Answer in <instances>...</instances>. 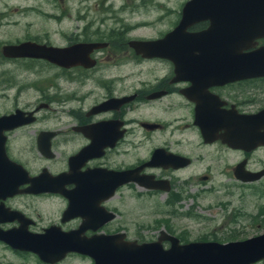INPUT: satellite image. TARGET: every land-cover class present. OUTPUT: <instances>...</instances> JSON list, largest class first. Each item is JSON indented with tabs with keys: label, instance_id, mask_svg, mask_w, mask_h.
Returning a JSON list of instances; mask_svg holds the SVG:
<instances>
[{
	"label": "flooded vegetation",
	"instance_id": "obj_1",
	"mask_svg": "<svg viewBox=\"0 0 264 264\" xmlns=\"http://www.w3.org/2000/svg\"><path fill=\"white\" fill-rule=\"evenodd\" d=\"M187 1L172 7L162 0H64L47 17L50 31L33 33L28 23L22 37L0 40V99L10 102L0 118L16 114L21 120L0 130V181L17 183L12 194L0 191L4 237L61 247L105 235L148 243L161 232L180 244L239 241L212 234L191 239L174 222L201 219L196 208L206 191L241 199L264 182V173L244 178L264 171V144L227 141L264 110V76L232 78L233 53L264 47V35L233 52L232 35L224 25L217 30L211 9H204L165 39ZM140 15L148 20L133 19ZM162 20L166 30L138 34ZM26 42L49 48L48 56L5 54L4 46ZM138 42L151 44L141 49ZM149 200L151 212L165 217L140 222L133 236L137 204L145 208ZM216 203L230 206L223 230L247 214L231 201ZM152 230L157 234L148 236ZM161 242L171 245L167 237ZM0 245L16 257L0 264H94L78 251L46 262L5 240Z\"/></svg>",
	"mask_w": 264,
	"mask_h": 264
},
{
	"label": "water",
	"instance_id": "obj_2",
	"mask_svg": "<svg viewBox=\"0 0 264 264\" xmlns=\"http://www.w3.org/2000/svg\"><path fill=\"white\" fill-rule=\"evenodd\" d=\"M206 3H210V5ZM204 9H211L208 15L212 23L217 25V30L220 29L219 26L224 25L229 33L227 35H232L233 52L237 48L251 46L256 38L264 35V0H188L181 21L165 36V39L179 35L188 24L193 22L195 11L200 12ZM149 44L151 43L138 42L136 46L144 49ZM3 48L5 54L9 56L34 54L48 56L49 51V48L30 42L7 45ZM28 48L32 50L28 51ZM233 66V79L264 76V47L257 48L247 54L234 52ZM263 117L264 110L252 117L255 120L254 124H251V118H249L245 121V124L248 125H244L240 133H230L227 141L236 146H246L248 143L251 145L264 144V131L259 130L260 127L264 128V124L259 123ZM20 122L21 120L16 114L1 117L0 130L12 128ZM241 138L242 140H240ZM9 163L11 167L12 164L10 161ZM9 170L11 169L9 168ZM263 173L264 171L256 172L244 178L247 180L257 179ZM12 181L10 179L0 181V191L4 194L15 192L17 183ZM149 186L155 185L151 183ZM163 235L164 233L161 232V236L156 241L148 243L126 240L118 242L116 239L119 236L105 235L100 238L83 240L84 242L76 245L61 247L32 242L29 245H18L11 238L4 237L0 231V239L9 242L15 248L33 251L46 262H55L61 259L67 251H78L89 255L94 260V264H254L256 262L264 264V232L227 243L212 241L180 244L177 238L168 235L166 237L171 240V245L167 248L161 242L163 238H166Z\"/></svg>",
	"mask_w": 264,
	"mask_h": 264
},
{
	"label": "rangeland",
	"instance_id": "obj_3",
	"mask_svg": "<svg viewBox=\"0 0 264 264\" xmlns=\"http://www.w3.org/2000/svg\"><path fill=\"white\" fill-rule=\"evenodd\" d=\"M62 3H61V2ZM117 5L123 3V0H115ZM138 1V0H136ZM168 1V5L176 7L177 2L183 0H162ZM170 2V3H169ZM64 5V0H0V16H4L0 20V40H10L16 37H22L28 30L26 25L30 23L33 27L32 32L37 31H50L51 24L47 18L50 14L57 13L58 7ZM133 19L148 20V17L138 16ZM167 23L162 20L153 25L145 26L138 29L137 32L142 36H154L160 33L159 31L166 30ZM2 93H0L1 95ZM10 107V102L6 99H0V111L6 110ZM255 188L249 192L248 195L241 199L234 194L231 197L221 196L219 191H206L200 198V207L196 208L201 214V219L181 217L175 220L174 225L178 228L185 227L188 231V236L191 239L197 238L203 235H215L222 241L226 240H241L246 239L264 232V216H258L259 211L264 210V182L254 184ZM207 190V188H203ZM222 198V201H231L234 208L239 207L246 215H241L237 219L239 222L232 223V228L223 230L221 227L224 218L222 214L230 209L224 210V207H220L216 202ZM137 201H142L138 199ZM154 209L153 201L149 200L145 208H141L137 204V210L135 214L136 222L130 223V234H135V230L138 224L142 221H152L153 219L160 220V217H165L160 213L151 212ZM226 214V213H225ZM239 224H245V226L238 227ZM173 225V223H172ZM173 227V226H172ZM236 228L234 233L231 230ZM157 231L152 230L147 234L156 235ZM231 238V239H227ZM16 260V257L8 252V250L0 245V261L6 262L9 260ZM32 261L33 258H28ZM63 264H88L87 260L78 261L74 259L68 260ZM254 264H262V262H256Z\"/></svg>",
	"mask_w": 264,
	"mask_h": 264
}]
</instances>
